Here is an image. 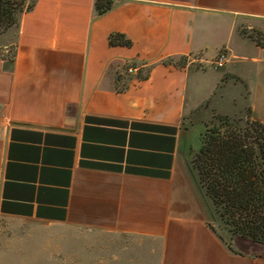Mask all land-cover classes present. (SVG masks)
I'll list each match as a JSON object with an SVG mask.
<instances>
[{"label": "crops", "instance_id": "obj_1", "mask_svg": "<svg viewBox=\"0 0 264 264\" xmlns=\"http://www.w3.org/2000/svg\"><path fill=\"white\" fill-rule=\"evenodd\" d=\"M113 1L38 0L14 61L0 46V218L94 233L110 264H264L191 166L194 126L264 124V47L242 31H264V0Z\"/></svg>", "mask_w": 264, "mask_h": 264}, {"label": "trees", "instance_id": "obj_2", "mask_svg": "<svg viewBox=\"0 0 264 264\" xmlns=\"http://www.w3.org/2000/svg\"><path fill=\"white\" fill-rule=\"evenodd\" d=\"M37 1L0 0V36L18 33L23 15L32 11ZM113 7V0H97L98 15ZM254 41L264 47L262 40ZM110 44L130 46L131 42L117 34L110 37ZM14 57L15 53L12 61ZM169 63L184 65L174 60ZM200 140L191 166L212 202L220 231L231 239L242 237L264 245V124L252 119L250 129L238 116L215 114Z\"/></svg>", "mask_w": 264, "mask_h": 264}, {"label": "rangeland", "instance_id": "obj_3", "mask_svg": "<svg viewBox=\"0 0 264 264\" xmlns=\"http://www.w3.org/2000/svg\"><path fill=\"white\" fill-rule=\"evenodd\" d=\"M242 31L252 41L258 39L264 43V31L248 26ZM16 35L13 31L0 36V46L9 47V57L12 56ZM238 117L251 129L252 118L248 112ZM202 131L201 124L193 127L195 144L200 141ZM103 246L102 239L88 231L0 218V264H110L113 250L105 252Z\"/></svg>", "mask_w": 264, "mask_h": 264}, {"label": "built area", "instance_id": "obj_4", "mask_svg": "<svg viewBox=\"0 0 264 264\" xmlns=\"http://www.w3.org/2000/svg\"><path fill=\"white\" fill-rule=\"evenodd\" d=\"M227 53L226 52H223L219 55V57L217 58V60L213 63L214 66L216 68H224L226 66V63H227ZM134 72V69H129V73H133Z\"/></svg>", "mask_w": 264, "mask_h": 264}]
</instances>
